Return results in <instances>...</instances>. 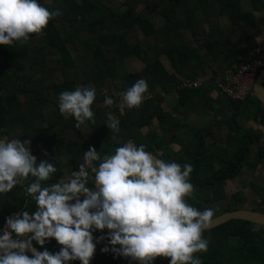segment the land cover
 Listing matches in <instances>:
<instances>
[{
  "label": "trees",
  "instance_id": "16d2710c",
  "mask_svg": "<svg viewBox=\"0 0 264 264\" xmlns=\"http://www.w3.org/2000/svg\"><path fill=\"white\" fill-rule=\"evenodd\" d=\"M247 1L249 8L243 10L241 0H154L150 5L146 0H50L44 6L58 8L61 14L49 21L44 34H32L27 43L0 45V58L8 60L0 77V136L42 143L32 153L37 163L47 160L57 167L46 184L58 182L65 169L78 171L90 146L104 156L131 140L166 162L192 165L194 188L186 200L193 207L202 211L224 201L222 213L241 209L247 201L245 195L234 192L228 198L224 185L245 167L264 164L263 135L241 124L257 119L261 104L253 95L238 101L218 94L220 107L214 108L207 96L214 90L213 83L198 89L181 88L180 84L205 75L207 69H212L213 80H222L225 70L255 57V38L262 34L264 28L259 24L264 23L254 13L264 16V0ZM140 5L143 8L138 11ZM159 18L162 23L155 26L153 20ZM220 18L234 33L238 31L231 45L223 43L222 38L233 34L230 29L222 31ZM161 56L168 59L172 73L165 69ZM132 57L140 60L141 70L120 74L122 62ZM139 79L147 82L150 96L138 107L121 112L117 106L121 94ZM77 86L96 89L91 106L95 123L86 122L79 128L74 119L59 113L57 105L61 91ZM173 92L177 98L170 103ZM105 95L116 102L111 108L103 103ZM164 103L171 105V111L164 110ZM197 105L214 114L215 126L224 125L231 132L222 144L206 141L214 136V125L196 128L183 122L181 116ZM109 111L120 120L119 133L110 132L105 125ZM261 114L264 126V112ZM153 124L160 134L152 130L142 134L143 128ZM179 126L182 129L166 143L169 130ZM185 127L187 132L180 136ZM251 144L257 145L253 159ZM29 182L0 195V227L17 210H34V201L24 191ZM250 190L259 199L251 209L264 213V187L250 185ZM203 235L209 241L208 250L195 254L202 264H264V226L230 220ZM46 244L50 252L59 251L55 240ZM106 244L105 239L97 245L90 264H119L114 254L101 251ZM153 264H168V259L157 257Z\"/></svg>",
  "mask_w": 264,
  "mask_h": 264
},
{
  "label": "clouds",
  "instance_id": "9594fccd",
  "mask_svg": "<svg viewBox=\"0 0 264 264\" xmlns=\"http://www.w3.org/2000/svg\"><path fill=\"white\" fill-rule=\"evenodd\" d=\"M60 14L58 8H46L44 0H0V45L27 43ZM147 89L145 80L135 81L121 94L119 110L138 107ZM95 98L93 86L61 91L59 113L74 119L77 128L95 123ZM103 103L111 108L116 102L105 95ZM106 117L110 132L119 133V118L112 111ZM30 144V139L0 136V195L30 181L24 191L35 203L33 211L5 218L0 264H90L105 239L102 252L137 264H153L157 257L168 264H202L195 254L208 250L203 234L213 225L214 210L201 211L187 202L194 188L191 164L166 162L129 140L104 156L90 146L78 171L46 184L57 167L47 160L37 163ZM95 232L102 235L94 238ZM51 240L59 251L44 247Z\"/></svg>",
  "mask_w": 264,
  "mask_h": 264
},
{
  "label": "rangeland",
  "instance_id": "374dc122",
  "mask_svg": "<svg viewBox=\"0 0 264 264\" xmlns=\"http://www.w3.org/2000/svg\"><path fill=\"white\" fill-rule=\"evenodd\" d=\"M118 1H123V0H118ZM40 2H42V0H40ZM49 2H50V0H44V4H47ZM153 2H154V0H146L145 4L150 5ZM241 2H242V9L243 10H246L249 8V4H248L247 0H241ZM142 8H143V6L140 5L138 7V11L141 10ZM254 15L259 21H262L264 23V16L263 15L256 13V12L254 13ZM153 21H154L155 26H159L162 23V20L160 18L154 19ZM219 24H220L223 32L230 29L228 23L225 22L224 18L219 19ZM259 26L262 29L264 27V25H261V24H259ZM205 29L207 30L208 26H205ZM231 31H232L233 37H229L227 39L225 37L222 38L223 43H225L226 45H231V43L234 41L233 39L238 38V36H236V35H238V31H237V34H236V32L234 33L233 30H231ZM261 33L264 34V29L262 30ZM262 37H264V36H262ZM257 38H259V37L255 38L256 41H257ZM259 41H261V40H258L257 43H259ZM198 53L201 56H203L204 51L202 49H200V50H198ZM160 60H161L162 64L164 65L165 69L169 73H172V69H171V66H170L168 59H166L165 56H161ZM7 62H8V60L6 58H0V77L2 76L3 68L5 67ZM141 68H142V63L140 62V60H138L135 57H132V58H129V59H126L125 61H123L118 70H119L120 74H128L131 72H139L141 70ZM207 70H208L207 71L208 73H206V74L210 75L211 74L210 72L212 71V69H207ZM260 71H259V73H260ZM255 80H256V78H255ZM255 80H254V82H255ZM253 86H254V84H253ZM173 93H174L173 97L171 96V99H169L170 103H174V101H175L174 98H177V94L175 92H173ZM218 94L219 93H217V95ZM252 95L254 96L253 90H252ZM163 108L165 111H169V110L171 111V105L170 104L168 106H166V104L164 103ZM201 110L202 109L200 108L198 111L200 112ZM261 110L264 111V109H261ZM261 115L262 114L260 113L259 118ZM259 118L257 119L258 123H259ZM198 119H199V117H198ZM189 121H190V119H189ZM241 124L245 128L257 129V121L250 120L247 123L241 121ZM150 130L155 131L158 134H160V129H159L157 124H153L150 128H143L141 131H142V134H145L146 132H148ZM186 132H187V128L185 127V128H183V131H181V133L185 134ZM218 132H216L215 138H217L218 142L220 144H222V140L225 139L226 134L229 133L230 131L225 126V129L223 130L222 136H221V133L220 132L218 133ZM260 143H264V136L262 137V140ZM251 149L253 150L252 153H254L257 149V145H255V144L251 145ZM253 157H254V155L250 156V159H253ZM70 173H71L70 169H65L63 178H67L70 175ZM250 185H257L260 187H264V165L258 166L255 169H249L248 167H245L244 170L242 171V173L240 174V177L236 178L234 180L226 181L224 188H225V192H226V195L228 198L234 192H242L245 195V197L247 198V201L243 204L242 208L251 209L253 207H256L257 201L259 199L257 197H255V195L251 192ZM209 206H211V208L214 210V217H215V216L222 213L221 211L224 209L225 202L224 201H222L220 203L217 202L214 204H209ZM44 246H45V248L48 247L47 244H45ZM41 250H43V249L41 248Z\"/></svg>",
  "mask_w": 264,
  "mask_h": 264
},
{
  "label": "built area",
  "instance_id": "2783aa9c",
  "mask_svg": "<svg viewBox=\"0 0 264 264\" xmlns=\"http://www.w3.org/2000/svg\"><path fill=\"white\" fill-rule=\"evenodd\" d=\"M255 57L246 64L236 65L228 70H225L222 80H213L211 75H199L193 81L185 79L180 84V87H187L191 89H198L206 83H213L214 90L226 98L233 100L243 101L247 96L252 95L253 84L259 71L264 68V40L257 43L254 50ZM149 93L145 94V99L149 97ZM144 99V100H145ZM121 100V98H120ZM120 101L118 102V104ZM6 137V136H3ZM8 138V137H7ZM42 147V143L30 144V151L34 153ZM18 185L23 186V181ZM17 210L15 213H19ZM14 213V214H15ZM5 223L0 227L3 229ZM45 247V246H44ZM41 249V248H40ZM119 264H132L128 258L116 256Z\"/></svg>",
  "mask_w": 264,
  "mask_h": 264
},
{
  "label": "water",
  "instance_id": "95a60500",
  "mask_svg": "<svg viewBox=\"0 0 264 264\" xmlns=\"http://www.w3.org/2000/svg\"><path fill=\"white\" fill-rule=\"evenodd\" d=\"M253 94L259 100L261 106L264 108V69L261 70L256 77L253 86ZM178 129H180V127H174L169 130L166 135V143L169 142L170 138L178 131ZM153 155L159 158V156L155 154ZM230 220L247 221L258 226H264V213L246 208L224 212L214 217L213 225L209 230L218 227L219 225H222ZM38 250L42 251L39 248ZM77 263L80 264L78 260Z\"/></svg>",
  "mask_w": 264,
  "mask_h": 264
},
{
  "label": "crops",
  "instance_id": "0c3cea01",
  "mask_svg": "<svg viewBox=\"0 0 264 264\" xmlns=\"http://www.w3.org/2000/svg\"><path fill=\"white\" fill-rule=\"evenodd\" d=\"M257 13V12H256ZM225 20V19H224ZM225 22L226 23H228L226 20H225ZM264 28V27H263ZM261 36V37H260ZM260 36H256V37H259V38H257V41L258 40H264V37H262V36H264V34H261ZM227 39V38H226ZM207 96H209V98L211 99V102L209 103V105L210 106H212V107H214V108H218V107H220V104H219V102L217 101V93L214 91V90H211V91H209V93H208V95ZM194 102H196L197 104H198V102H197V99L195 98V100H194ZM202 109L200 112L198 111L199 109ZM261 109H263V108H261L260 107V112L262 113V112H264V111H262ZM181 116V115H180ZM198 117H199V119H198ZM181 118H182V120H183V122L185 123V124H187V125H193V126H195L196 128H205V127H207V126H210V125H214V127H213V134H214V136L213 137H208L207 139H206V141L207 142H211V141H213V140H216V141H218V139L217 138H215L216 137V132H220L221 133V136H222V133H223V130L225 129V126L223 125V126H221V127H218L217 125L215 126V122H216V120L214 119V114L212 113V112H210V113H208L207 112V110H205L203 107H201V106H199V105H197L195 108H193L192 110H190L186 115H183V116H181ZM259 118V117H258ZM257 118V119H258ZM189 119H190V121H189ZM257 119H255V120H253V121H257V129H253V130H259L260 131V133L264 136V126H262V124L260 123V121H261V117L259 118V123H258V120ZM240 120H242L241 118H240ZM243 122H246L247 123V121H244V120H242ZM180 127V129H178V131L179 130H181L182 129V127L183 126H179ZM177 131V132H178ZM176 132V133H177ZM218 132V133H219ZM229 134H231V132H229V133H227L226 134V137H225V139L224 140H226L227 139V136L229 135ZM184 134L183 133H181L180 132V136H183ZM262 136V137H263ZM262 137H261V140H262ZM224 140H222V142L224 141ZM260 140V141H261ZM47 249L50 251V249H49V247H47ZM43 251V250H42Z\"/></svg>",
  "mask_w": 264,
  "mask_h": 264
},
{
  "label": "flooded vegetation",
  "instance_id": "af4514ba",
  "mask_svg": "<svg viewBox=\"0 0 264 264\" xmlns=\"http://www.w3.org/2000/svg\"><path fill=\"white\" fill-rule=\"evenodd\" d=\"M264 69V68H263ZM262 69V70H263ZM264 109V108H263ZM251 145H253V144H251ZM251 145H250V155H253L254 153H256L257 152V149H256V151L254 152V153H252L253 152V150L251 149ZM256 145V144H255ZM262 165H264V164H262ZM259 166H261V165H259ZM244 169H242V171H243ZM242 171L237 175V177H235V178H233V179H231V180H234V179H236V178H239L240 177V174L242 173ZM226 181H229V179L228 180H226Z\"/></svg>",
  "mask_w": 264,
  "mask_h": 264
}]
</instances>
